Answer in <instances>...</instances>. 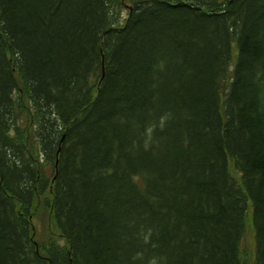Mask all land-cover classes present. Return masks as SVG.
Listing matches in <instances>:
<instances>
[{
  "label": "trees",
  "instance_id": "1",
  "mask_svg": "<svg viewBox=\"0 0 264 264\" xmlns=\"http://www.w3.org/2000/svg\"><path fill=\"white\" fill-rule=\"evenodd\" d=\"M0 264H264V0H0Z\"/></svg>",
  "mask_w": 264,
  "mask_h": 264
},
{
  "label": "rangeland",
  "instance_id": "2",
  "mask_svg": "<svg viewBox=\"0 0 264 264\" xmlns=\"http://www.w3.org/2000/svg\"><path fill=\"white\" fill-rule=\"evenodd\" d=\"M39 208H43V207L40 206ZM38 214L40 216H44V211L42 209H39ZM39 215H37V217H34L31 220L32 225L35 227L36 239L38 240V242H42V241H46L47 239H51L57 245H59V246L63 245L64 241L62 240V238L59 237L57 234H55V232L51 231L48 225H45L42 228L44 219H41V218L39 219ZM245 236H246V238L242 242V244L246 249L250 250L251 246H252L251 245L252 244L251 235L249 233H247Z\"/></svg>",
  "mask_w": 264,
  "mask_h": 264
}]
</instances>
